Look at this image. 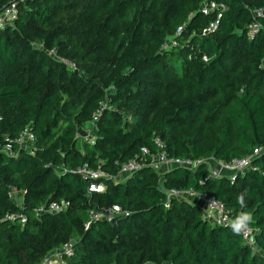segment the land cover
<instances>
[{"label":"trees","instance_id":"1","mask_svg":"<svg viewBox=\"0 0 264 264\" xmlns=\"http://www.w3.org/2000/svg\"><path fill=\"white\" fill-rule=\"evenodd\" d=\"M11 4L18 16L0 28V264H43L69 243L61 264H264V0H0V15ZM86 124L95 140L80 149ZM26 128L35 141L21 146ZM155 138L201 163L160 175L142 155L157 152ZM256 148L235 181L211 175L208 161ZM131 160L141 168L121 179ZM84 165L111 177L98 180L105 191L88 194L70 173ZM172 189L214 197L233 218L251 213L258 250L189 200H168ZM114 207L111 222L91 220Z\"/></svg>","mask_w":264,"mask_h":264},{"label":"built area","instance_id":"2","mask_svg":"<svg viewBox=\"0 0 264 264\" xmlns=\"http://www.w3.org/2000/svg\"><path fill=\"white\" fill-rule=\"evenodd\" d=\"M214 4L212 5V8ZM210 11L207 6L204 10L205 13ZM257 15H261V12H257ZM18 16V8L16 4L9 5L0 15V28H3L7 24H12ZM217 24H212L211 27L207 31H212L216 29ZM250 36H254V34L258 31V27L255 25L250 26ZM53 53V51H52ZM100 116V111H97L93 115L92 124L98 122ZM35 141V135L26 128L21 135L17 138L16 143L25 146L28 143H32ZM154 144L157 148L156 153H152L149 148H144L142 150V155L145 157V160L148 161V165L151 166L155 171H157L160 175V170L164 168L166 171L175 168H185L189 170H194L201 162L185 160V159H177L172 156H169L166 151V146L164 142L160 138L154 139ZM11 146L8 145L6 147V151H10ZM261 153L260 148L254 149L251 155H248L244 158H236L230 162H216V169H210L209 171L214 177H223L228 175L230 180L235 181L237 177L241 174H244L251 168L253 160L259 156ZM145 161V162H147ZM144 162V163H145ZM141 168V164L137 160H131L121 167L120 174L127 177L137 172ZM70 173L81 176L84 180L89 181L88 185V194L91 193H100L105 190V186L102 182H98V180H103L106 178H111L107 173L102 170H91L87 165H84L78 168L75 171H71ZM163 175V174H162ZM165 195L168 200L173 198L178 199H187L192 204L199 206L203 213V218L205 221L211 223L214 226H222L231 229L230 225L233 216L228 212L226 206L223 202L217 200L214 197H207L204 194L196 193L192 190L187 192H181L176 189L165 191ZM69 204L66 202H62L60 204L53 203L48 209L42 208L39 210L40 213L52 212V213H60L64 210L68 209ZM121 210L118 207H114L107 213H96L91 212L90 217L92 221H99L101 219H106L111 222L113 217L116 214H119ZM25 221V220H24ZM245 244L251 247L253 250H258L255 242V232L252 228H248L245 232L239 234ZM74 253L73 247L71 243L65 245L63 249L58 253L56 258H58L60 262L55 261L56 264H60L64 257L72 256ZM48 258L44 261L43 264H50Z\"/></svg>","mask_w":264,"mask_h":264},{"label":"clouds","instance_id":"3","mask_svg":"<svg viewBox=\"0 0 264 264\" xmlns=\"http://www.w3.org/2000/svg\"><path fill=\"white\" fill-rule=\"evenodd\" d=\"M246 193L242 192L237 196V202L243 207L245 206ZM252 215L249 212H241L231 222V230L234 234L239 235L248 230L249 225L252 222Z\"/></svg>","mask_w":264,"mask_h":264},{"label":"rangeland","instance_id":"4","mask_svg":"<svg viewBox=\"0 0 264 264\" xmlns=\"http://www.w3.org/2000/svg\"><path fill=\"white\" fill-rule=\"evenodd\" d=\"M72 67H74V66H72ZM77 132H78V147L80 149H81L84 142H93L95 140L92 124H86L82 127H79ZM216 164L217 163H215L213 161H208L209 166H211V165L215 166ZM160 185L162 186V184H160ZM56 260L58 261L59 259L56 258L55 253L48 258V261L51 262L50 264H56L55 263ZM58 262H60V261H58Z\"/></svg>","mask_w":264,"mask_h":264},{"label":"crops","instance_id":"5","mask_svg":"<svg viewBox=\"0 0 264 264\" xmlns=\"http://www.w3.org/2000/svg\"><path fill=\"white\" fill-rule=\"evenodd\" d=\"M216 167H217V165H215V166H213V165H211L210 166V169H216ZM164 172H166V170L164 169V168H162L161 170H160V173H161V175L164 173ZM121 179H124L125 178V176H123V175H121V177H120ZM163 181H164V178H160V184H162L163 185ZM162 187V186H161ZM105 191V190H104ZM61 250H57V251H55L54 253L56 254V256L58 255V253L60 252ZM54 253H52L51 255H53ZM50 255V256H51Z\"/></svg>","mask_w":264,"mask_h":264}]
</instances>
